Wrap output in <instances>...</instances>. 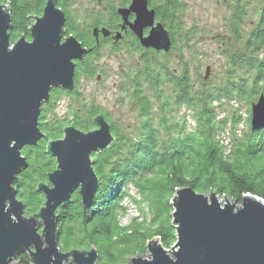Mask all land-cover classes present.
<instances>
[{
	"label": "trees",
	"instance_id": "trees-1",
	"mask_svg": "<svg viewBox=\"0 0 264 264\" xmlns=\"http://www.w3.org/2000/svg\"><path fill=\"white\" fill-rule=\"evenodd\" d=\"M46 1L0 0V4L10 7L12 42L24 34L30 40L28 29L34 17L42 16ZM130 1L123 2L121 7ZM251 1L234 0L235 7L228 21L231 41L227 40L223 52L227 61L225 74L214 83L198 86L192 79L188 61L182 58L173 68L171 64L155 60L161 53L172 56L178 51L185 32L187 42L195 36L194 31H185L181 17L183 0H149L150 7L156 11V20L165 26L173 45L168 53L146 49L139 45L133 33L129 34L135 44L133 51L141 53L137 69L127 74L125 83L127 96L137 106L140 120L133 136L123 133L96 105L76 108L71 125L62 118L49 119L55 101L62 95L75 97L82 103L76 91L81 73L92 78L98 73L96 62L108 41L102 35L98 41L93 35L94 27L117 29L120 21L118 7H113L108 21L99 16L92 27L82 32L70 16V0L58 1V7L67 17L66 36H75L88 53L82 61L76 62L74 90L55 89L49 103L43 105L39 120L46 138L22 151L29 166L19 175L16 187L17 197L25 205V214L36 215L46 201L38 185L46 183L47 175L56 167L55 159L46 153L48 141L61 139L67 126L84 132L93 130V119L99 114L106 116L116 136V141L106 151L94 156L100 185L92 207L85 208L76 191L67 207L60 205L56 210L60 232L58 247L62 251L95 248L100 264H126L132 256L145 253L148 241L153 238L161 239L164 248L171 249L176 243L171 201L179 188L188 187L206 195L216 192L220 198L234 200L238 205L247 194L264 200V129L254 132L250 126L227 151L219 140L224 124L217 120L215 111L216 104L223 100L252 107L264 94V0H254L255 19L249 16ZM167 88H171L170 94ZM181 107L193 113V129L187 126L186 120L180 122L174 117L173 109ZM130 185L148 204L152 216L150 226L135 223L121 226L119 222V202L128 196L125 190ZM137 248L143 249L140 254H136ZM18 260L20 264H30L26 254Z\"/></svg>",
	"mask_w": 264,
	"mask_h": 264
},
{
	"label": "water",
	"instance_id": "water-1",
	"mask_svg": "<svg viewBox=\"0 0 264 264\" xmlns=\"http://www.w3.org/2000/svg\"><path fill=\"white\" fill-rule=\"evenodd\" d=\"M58 1L47 0L42 16L34 17L28 29L30 40L24 34L15 42L10 35V7L0 4V264H13L22 254L33 264H66L69 257V264H96L99 259L95 248L61 252L56 210L67 207L76 191L82 205L92 207L100 185L92 157L116 141L105 115L94 117L93 130L67 126L63 138L48 141L46 153L56 160V168L47 175L48 183L38 185L46 201L36 215H24L25 206L14 187L29 166L22 150L46 138L39 120L43 105L55 89L74 90L76 62L88 53L75 36H66L67 19ZM117 13L122 31L129 29L143 48L170 52V34L161 22L156 23L149 0H131ZM93 35L98 40L100 35L112 34L96 27ZM120 39L122 32L114 35L115 42ZM251 129H264V94L252 104ZM171 205L176 243L166 249L158 238L153 239L147 245L150 257L138 255L130 264H264L262 198L247 194L238 205L228 198L221 200L216 192L206 195L184 187L176 190Z\"/></svg>",
	"mask_w": 264,
	"mask_h": 264
},
{
	"label": "rangeland",
	"instance_id": "rangeland-1",
	"mask_svg": "<svg viewBox=\"0 0 264 264\" xmlns=\"http://www.w3.org/2000/svg\"><path fill=\"white\" fill-rule=\"evenodd\" d=\"M127 0H70V16L77 23L80 31L86 32L92 27L97 17L104 21L110 19V10L120 7ZM234 0H183L182 21L186 30L194 31L195 36L190 42L182 35L179 42V50L173 52L172 56H164L161 53L155 57L157 61L166 62L173 68L177 67L181 59L188 61L192 73V79L196 85L203 83H214L220 80L227 70L226 57L223 55L227 40L231 41L229 18L233 13ZM250 18L255 19V1H251ZM108 9V10H107ZM34 19V18H33ZM251 29V26H247ZM130 45L133 47L130 48ZM113 43L103 47L101 56L97 60L98 73L94 77L79 75L77 89L82 98V103L75 97L62 95L54 103V111L49 113V119L53 117L65 119L71 125L72 113L77 108L96 105L115 123L123 133L133 136L140 125L137 106L126 93L125 83L127 74L137 69L141 53L134 52V43L130 39L121 41L116 50H112ZM97 77H100L98 80ZM128 87V86H127ZM169 94L171 88H167ZM52 94V93H51ZM174 117L180 122L186 120L190 129L195 127L193 113L186 107L175 108ZM217 120L223 121L224 130L219 133L220 142L230 151L250 128L251 105L246 103L229 102L223 100L215 107ZM237 122V123H235ZM234 125H236L234 127ZM128 196L121 198L118 219L121 226H130L133 223L151 225V213L148 204L143 202L137 189L133 186L126 187ZM221 200L223 198H220ZM140 203V204H139ZM156 239V238H153ZM153 239L149 240L150 243ZM159 239V238H158ZM161 242V239H159ZM147 243V245H148ZM91 250V249H90ZM85 250V251H90ZM143 249L137 248L136 254ZM69 253V251H61ZM144 257H150L148 246ZM138 255L132 256L136 257ZM131 258L126 264H130ZM72 257L65 262L71 263ZM20 264L16 259L13 264ZM30 264H33L30 262ZM96 264H100V258Z\"/></svg>",
	"mask_w": 264,
	"mask_h": 264
},
{
	"label": "flooded vegetation",
	"instance_id": "flooded-vegetation-1",
	"mask_svg": "<svg viewBox=\"0 0 264 264\" xmlns=\"http://www.w3.org/2000/svg\"><path fill=\"white\" fill-rule=\"evenodd\" d=\"M99 1H101V0H99ZM130 3H131V1H130ZM130 3L128 4V5H126V6H124V7H128L129 5H130ZM121 7V6H120ZM123 7V6H122ZM149 7H150V4H149ZM119 8V7H118ZM117 8V9H118ZM117 9H116V12H117ZM150 9H152L151 7H150ZM108 10V9H107ZM67 18V17H66ZM130 20L131 21H133L134 20V15H132L131 17H130ZM156 23H159V21H157L156 20ZM117 27H119V28H117V29H110V28H107V27H105V28H107V29H109L110 30V32H111V36H109V37H107V38H105L108 42H107V44H106V46L109 44V43H113V46H111L112 48V50H116L118 47H119V45H120V43H121V41L122 40H124L126 37H125V35H128L127 36V39L129 38L130 39V42L132 41L133 42V40H132V38L129 36V34L130 33H132L129 29H127V31L126 30H124V31H122V20H121V18H120V21L117 23ZM95 28V27H94ZM103 28V27H102ZM149 31H150V29L149 28H147V29H145V31H144V35L145 36H148V34H149ZM118 32H122V39H120V41L119 42H115L114 41V35L116 34V33H118ZM134 35V34H133ZM101 37V36H100ZM134 37L136 38V40L138 41V43H139V45L141 46V44H140V41L138 40V38L134 35ZM100 39V38H99ZM98 39V41H100ZM98 41H97V43H98ZM135 45V44H134ZM131 46L132 45H130V48H131ZM105 47V46H104ZM142 47V46H141ZM132 49V48H131ZM98 78V80L100 79V77H97ZM63 138V137H62ZM26 148V147H25ZM23 151V150H22ZM24 156V155H23ZM95 156V155H94ZM92 157L93 158V160H94V163H95V157ZM56 161V160H55ZM56 168V167H55ZM94 168H95V164H94ZM95 170H96V168H95ZM96 172H97V170H96ZM97 174H98V172H97ZM99 175V174H98ZM99 177H100V175H99ZM18 180H19V177H18ZM46 183H48V182H46ZM17 185V184H16ZM16 185L14 186V187H16ZM17 188V187H16ZM17 195H18V189H17ZM17 199H18V197H17ZM18 201H20V202H22L21 200H19L18 199ZM23 203V202H22ZM24 204V203H23ZM25 206V205H24ZM25 208V207H24ZM24 215L26 216V217H28L25 213H24ZM57 216V215H56ZM42 228L39 230V233L40 234H42ZM30 259V258H29Z\"/></svg>",
	"mask_w": 264,
	"mask_h": 264
}]
</instances>
